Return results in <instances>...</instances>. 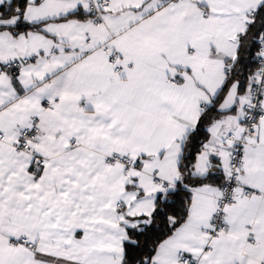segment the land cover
<instances>
[{"label":"snow or ice","instance_id":"obj_1","mask_svg":"<svg viewBox=\"0 0 264 264\" xmlns=\"http://www.w3.org/2000/svg\"><path fill=\"white\" fill-rule=\"evenodd\" d=\"M0 264H264V0H0Z\"/></svg>","mask_w":264,"mask_h":264}]
</instances>
